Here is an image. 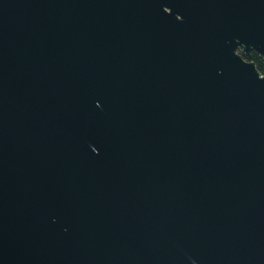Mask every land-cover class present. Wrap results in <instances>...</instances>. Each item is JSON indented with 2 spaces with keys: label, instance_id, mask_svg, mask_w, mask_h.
Listing matches in <instances>:
<instances>
[{
  "label": "water",
  "instance_id": "water-1",
  "mask_svg": "<svg viewBox=\"0 0 264 264\" xmlns=\"http://www.w3.org/2000/svg\"><path fill=\"white\" fill-rule=\"evenodd\" d=\"M264 0H0V264H264Z\"/></svg>",
  "mask_w": 264,
  "mask_h": 264
},
{
  "label": "trees",
  "instance_id": "trees-1",
  "mask_svg": "<svg viewBox=\"0 0 264 264\" xmlns=\"http://www.w3.org/2000/svg\"><path fill=\"white\" fill-rule=\"evenodd\" d=\"M249 61L253 62L257 70L260 72V74L264 76V57L261 54L254 51L251 53V57Z\"/></svg>",
  "mask_w": 264,
  "mask_h": 264
}]
</instances>
